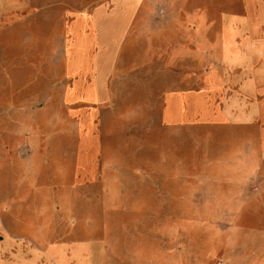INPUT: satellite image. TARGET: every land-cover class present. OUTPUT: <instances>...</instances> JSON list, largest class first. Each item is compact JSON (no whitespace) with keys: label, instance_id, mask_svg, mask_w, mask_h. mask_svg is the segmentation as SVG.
<instances>
[{"label":"rangeland","instance_id":"1","mask_svg":"<svg viewBox=\"0 0 264 264\" xmlns=\"http://www.w3.org/2000/svg\"><path fill=\"white\" fill-rule=\"evenodd\" d=\"M108 1L0 0V264L60 240L103 242L105 264H264L263 176L206 183L196 128L161 122L214 65L146 54L167 0H141L106 101L66 98L69 24Z\"/></svg>","mask_w":264,"mask_h":264},{"label":"crops","instance_id":"2","mask_svg":"<svg viewBox=\"0 0 264 264\" xmlns=\"http://www.w3.org/2000/svg\"><path fill=\"white\" fill-rule=\"evenodd\" d=\"M141 5V0H110L72 20L65 70L69 101L109 98ZM152 6L146 3L147 9ZM161 8V26L155 28L153 18L147 25L146 54L158 52L161 45L168 63L179 65L183 59L185 64L189 57L191 67L198 69L208 47L214 62L204 87L163 93L162 124L196 128L200 165L213 177L206 183L221 185V176L232 185L260 175L264 179V0H167ZM185 39L192 41L189 50L179 42ZM206 128L211 130L205 133ZM258 199L264 200L263 186ZM105 254L99 240L44 241L30 258L18 254L1 264H105Z\"/></svg>","mask_w":264,"mask_h":264}]
</instances>
